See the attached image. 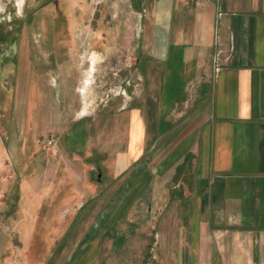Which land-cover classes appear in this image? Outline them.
<instances>
[{"label": "crops", "instance_id": "crops-1", "mask_svg": "<svg viewBox=\"0 0 264 264\" xmlns=\"http://www.w3.org/2000/svg\"><path fill=\"white\" fill-rule=\"evenodd\" d=\"M146 2L149 112L104 114L102 141L112 123L118 138L101 150L82 130L85 147L70 154L83 177L99 161L98 181L63 169L70 181L56 183L41 219L65 236L101 204L86 264L116 236L141 255L155 236L154 264H264V0Z\"/></svg>", "mask_w": 264, "mask_h": 264}, {"label": "rangeland", "instance_id": "rangeland-1", "mask_svg": "<svg viewBox=\"0 0 264 264\" xmlns=\"http://www.w3.org/2000/svg\"><path fill=\"white\" fill-rule=\"evenodd\" d=\"M146 3L0 0V264H86L94 254L85 256V242L101 204L88 208L91 218L84 215L79 229L65 236L41 216L56 183L70 181L63 169L79 172L81 185L98 181L99 161L92 177L87 170L83 177L82 164L70 154L85 147L82 130L92 134L89 149L101 150L118 138L112 123L102 141L104 114L117 118L136 106L149 112L141 107L149 95L141 72L151 62ZM114 146L111 151L119 149ZM66 210L58 222L72 211ZM116 239L105 243L113 251L101 252L97 264H154L155 236L142 255L133 251V240Z\"/></svg>", "mask_w": 264, "mask_h": 264}, {"label": "bare ground", "instance_id": "bare-ground-1", "mask_svg": "<svg viewBox=\"0 0 264 264\" xmlns=\"http://www.w3.org/2000/svg\"><path fill=\"white\" fill-rule=\"evenodd\" d=\"M96 61V60H95ZM98 62V61H97Z\"/></svg>", "mask_w": 264, "mask_h": 264}]
</instances>
